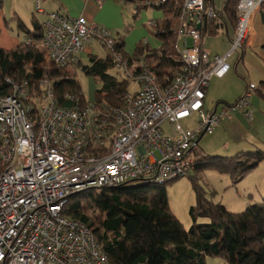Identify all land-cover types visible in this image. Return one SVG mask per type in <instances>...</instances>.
<instances>
[{"label":"built area","instance_id":"1","mask_svg":"<svg viewBox=\"0 0 264 264\" xmlns=\"http://www.w3.org/2000/svg\"><path fill=\"white\" fill-rule=\"evenodd\" d=\"M91 1L97 7L104 3ZM168 1L134 6L158 8ZM262 2H239L227 54L211 56L201 48V28L221 16L222 9L204 0H181L173 29L181 66L164 82L151 69V58L136 64L123 59L106 28L65 11L46 14L40 44L54 65L69 68L97 42L125 81L138 89L123 94L118 107L94 101L84 105L69 95L74 106L66 107L58 105L48 80L40 82L38 100L26 83L5 79L10 90L0 96V264H109L87 226L63 216L69 198L89 190L162 186L184 178L193 170L191 150L200 135H211L222 119L236 113L252 120L255 84L248 83L235 103L213 111L204 110V98L210 79L230 70L227 57L246 46ZM195 115L197 120L190 121ZM188 123L195 126L186 127Z\"/></svg>","mask_w":264,"mask_h":264},{"label":"trees","instance_id":"2","mask_svg":"<svg viewBox=\"0 0 264 264\" xmlns=\"http://www.w3.org/2000/svg\"><path fill=\"white\" fill-rule=\"evenodd\" d=\"M125 1L135 5L153 0ZM240 1L227 0L222 10L226 19L235 26ZM172 2L173 9L165 10L164 21L158 24L156 39L160 46L157 50L138 43L134 54L129 57L124 52V37L113 36L115 51L130 64L152 58L151 69L161 82L181 66L173 49V29L181 0ZM204 2L212 4L211 0ZM259 11L264 23V0ZM221 18L208 20L204 32L217 33L225 24ZM12 21L16 23V35L24 39L14 49L6 51L0 48V96L7 95L10 90L5 82L9 78L26 83L31 96L40 100L43 94L40 82L48 80L58 105L74 106L66 99L67 95L80 97V103L85 105L87 100L73 69L77 67L85 76L94 77L96 87L92 101L103 107L121 106V96L129 92V84L124 77L118 81L107 73L115 69L111 57L100 58L92 52L86 53L89 64L85 65L81 53L69 68H59L40 44L42 29L36 14L29 20V24L35 27L33 31L18 17ZM28 40H31L29 44ZM260 88L264 92V81L260 82ZM261 95L264 97V93ZM197 146L191 150L195 159L193 171L213 168L219 173L229 174L233 183L264 161L261 150L240 152L230 157L208 155L199 159ZM188 177L193 183L194 176L189 174ZM193 188L196 203L189 210L190 217L193 222L196 216L208 218L209 225L193 224L186 229L168 208L165 187L155 184L120 185L74 194L69 198L63 216L87 226L109 264H208V259L216 258L221 264H264V198L260 204L248 205L240 213H231L220 203L208 201L194 183Z\"/></svg>","mask_w":264,"mask_h":264},{"label":"crops","instance_id":"3","mask_svg":"<svg viewBox=\"0 0 264 264\" xmlns=\"http://www.w3.org/2000/svg\"><path fill=\"white\" fill-rule=\"evenodd\" d=\"M226 1L227 0H211V5L223 10ZM3 2L0 4V48L6 51L14 49L20 43V38L18 35L14 34L11 29L13 24L7 21V16L10 14V20L18 17L24 22L21 17L25 11L24 6L30 9L28 13L30 18L34 13L37 18L39 15L45 18V15L48 13L65 11L71 17L83 16L89 22H94L102 27L104 26L110 30H115L118 34L121 32L124 24L128 22L123 15V4L127 2L125 0H104L101 7H97L91 0H11L10 7L5 11L2 7ZM34 2L36 3L34 4ZM171 3V7L167 10L173 9V2ZM130 4L134 6L133 3ZM20 6H23L22 10H20ZM36 7H39L42 13L36 12ZM146 8L148 7H142L140 10ZM164 9H166V6L163 8V12ZM136 11L137 10H135V16L141 15L139 11ZM145 15L146 14L143 13L142 18H145ZM150 16L153 17L154 20L147 21L146 27L153 30H150V32H153L152 35L155 39V41H153V46L151 47L149 41L150 34L148 35L146 32L147 30H143V28H139L138 34L132 36L130 42L136 41L139 38L143 41L147 36L143 44H146L148 47L150 46L149 48L152 50H157L160 44L155 37L158 32V24H162L164 21V13L162 15L153 14V16ZM221 17V20H224L225 24L223 25L224 27L218 29L217 33L211 34L208 31L204 32L205 27L203 26L201 28V48L208 50L211 56H223L227 54L230 42L234 36L235 25L226 19V15L223 11ZM205 37L222 39L225 42L220 51L222 54L214 53L206 47L204 41ZM142 41L139 43H142ZM187 44L190 45L191 41L189 40ZM263 45L264 23L262 22L259 11L251 20L249 36L243 53L240 51L229 55L226 59L227 63L230 65L228 73L223 78L212 77L209 81L204 98V110L206 111H213L214 109H219L222 105L235 103L246 90L248 83L255 84L258 87L250 99V107L252 108L251 121H248L241 114L236 113L229 119H222L213 133L209 135L207 143L210 141L215 142V149H212L211 152L214 154H223L224 156L221 157H230L240 152L255 151L252 148L264 152V97L261 95V93L263 94L264 92H261L262 89L260 88V82L264 81ZM90 52L92 51L89 49L87 53ZM232 58L233 62L231 63L229 60H232ZM197 153L199 154L198 158L213 155H206L203 150L201 153L198 151ZM259 183L261 186L264 185V178L259 179ZM262 188L264 192V186H262Z\"/></svg>","mask_w":264,"mask_h":264},{"label":"rangeland","instance_id":"4","mask_svg":"<svg viewBox=\"0 0 264 264\" xmlns=\"http://www.w3.org/2000/svg\"><path fill=\"white\" fill-rule=\"evenodd\" d=\"M10 1L11 0H4L3 2V10H7L10 7ZM37 1V0H36ZM172 0H170L167 4L160 6V8H151L148 7L143 10H139L140 14L139 16H135V6H133L130 3L124 2V12L123 15L128 21L124 24V27L121 29V32L119 34L115 30H110L107 27V30H109L113 36L119 35L124 37V43L125 48L124 52L127 56L131 57L136 49V45L142 41L141 38H139L136 41L130 42L132 39V36H135L138 34L139 28H143V30H147L146 32L149 35V41L151 43V47L153 46V41H155L153 37V32H150L151 29L149 27H146L147 21H153L154 18L153 14H163L162 11L163 8L166 6L167 10ZM36 2H34L35 4ZM23 9V6H20V10ZM24 14L21 16L23 18V21L27 25L28 29L33 31L35 29L34 26L29 24V11L30 9L25 8L24 6ZM134 11V13H133ZM37 12V11H36ZM163 12V13H162ZM146 14L145 18H142V14ZM8 22L13 24L11 26L14 34H16V24L10 20V14H8ZM44 18V17H43ZM42 15L38 16V22L41 23L43 20ZM251 23V22H250ZM119 31V30H117ZM153 31V30H151ZM146 33V35H147ZM155 33V32H154ZM156 38V37H155ZM24 39V37H20V40ZM145 40L142 41V44L146 41L147 36L144 38ZM205 46L208 47L212 52L222 54L221 48H223L225 42L222 39L215 38V37H205ZM150 47V46H149ZM89 50V49H88ZM87 50V51H88ZM93 54L100 58H106L107 56L110 57L109 52L104 49L103 46L98 44L97 42H94L92 44V47L90 48ZM87 51L80 55L81 60L83 61V64L88 65L87 56L85 55ZM152 59V58H151ZM153 60V59H152ZM231 63L232 60H229ZM72 68V67H71ZM70 68V69H71ZM76 71V79L78 80L83 96L85 97V100L90 101L93 100L94 95V89L96 87V83L94 81V77H88L85 76L77 67L73 68ZM109 75L116 77L118 81H121L123 79V74L120 70L112 69L107 72ZM99 88V84H97ZM138 89V86L135 85L133 82L129 83L128 91L130 93H133ZM244 93V92H243ZM242 93V94H243ZM206 111V110H205ZM197 116H192L190 121L197 120ZM187 127H193L195 124L188 123L185 124ZM164 127L167 128V123L164 124ZM209 138V135H204V137L199 141L197 150L201 153L203 150L206 155L213 154V156H224L223 154H214L212 149H215V142L210 141L207 143V140ZM253 150H256V148H252ZM264 150V149H263ZM210 151V152H209ZM158 156V154H156ZM200 159V158H199ZM190 175H193L195 180L193 183L197 185L200 190L202 191V194L204 197L212 202L213 204L220 203L221 206H223L228 212L231 213H240L244 211L246 206L248 205H254V204H260L264 198V192L262 185L259 183V179L264 178V161H262L256 168L250 170L248 174L237 181L236 183H233L231 177L227 173H219L217 170L213 168H207V169H196L192 170L190 172ZM193 183L188 177V175L184 178H179L176 180H173L171 182L165 183V192L167 197V203L168 208L171 210V212L174 214V216L177 218V220L186 228L189 229L193 224L195 225H209L210 220L208 218L202 217V216H196L195 222L192 221L189 210L191 207H193L196 203V193L193 188ZM98 191V190H97ZM261 194V195H260ZM208 264H221L220 259H208Z\"/></svg>","mask_w":264,"mask_h":264},{"label":"water","instance_id":"5","mask_svg":"<svg viewBox=\"0 0 264 264\" xmlns=\"http://www.w3.org/2000/svg\"><path fill=\"white\" fill-rule=\"evenodd\" d=\"M204 137V134L200 135L196 141H195V146L199 143V141Z\"/></svg>","mask_w":264,"mask_h":264}]
</instances>
